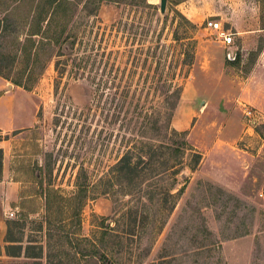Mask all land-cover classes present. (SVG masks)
Wrapping results in <instances>:
<instances>
[{"label":"rangeland","instance_id":"374dc122","mask_svg":"<svg viewBox=\"0 0 264 264\" xmlns=\"http://www.w3.org/2000/svg\"><path fill=\"white\" fill-rule=\"evenodd\" d=\"M146 3L144 14L103 4L99 20L105 26L121 18L141 22L153 35L160 32L163 45L171 43L180 15L195 25L186 36L178 31L197 47L172 127L185 133L199 164L191 169L188 152L173 188L168 177L119 182L108 168L123 133L95 111L91 118V83L69 76L55 82L52 65L29 91L0 77L7 85L1 104L15 123L11 131L0 129V149L18 185L3 219L0 264H264V72H255L264 67L256 66L264 0H167L164 15L159 0ZM209 21L231 34L229 48ZM185 42L168 50L179 54ZM227 52L238 56L232 65ZM247 109L257 120L245 117ZM1 164L0 179L3 157ZM77 181L88 185L82 230L77 236L69 226L66 238L41 193L51 187L69 196ZM160 190L174 195L166 206L158 201ZM91 241L105 260L91 261Z\"/></svg>","mask_w":264,"mask_h":264},{"label":"trees","instance_id":"16d2710c","mask_svg":"<svg viewBox=\"0 0 264 264\" xmlns=\"http://www.w3.org/2000/svg\"><path fill=\"white\" fill-rule=\"evenodd\" d=\"M106 3L133 8L138 14L149 9L146 0H0V77L29 91L52 65L55 82L65 76L87 80L92 86L91 118L95 111L103 123L123 133L117 158L108 168L111 178L132 185L141 176L168 177L173 188L186 154L193 158L191 169L201 160L185 133L172 127L197 47L196 39L181 38L178 31L186 36L196 27L180 15L171 43L163 45L160 32L153 35L141 22L130 25L121 18L103 25L99 10ZM153 17L152 22L159 19ZM182 40H186L180 44L183 50L171 54L168 49ZM144 41L151 45L144 46ZM237 60L238 56L228 61L232 65ZM2 157L0 149V176ZM85 182L77 181L69 196L51 187L41 193L46 212L54 214L66 238L69 226L75 227L72 234H81ZM158 196L166 206L174 195L160 190ZM92 242L91 261L105 260Z\"/></svg>","mask_w":264,"mask_h":264},{"label":"crops","instance_id":"0c3cea01","mask_svg":"<svg viewBox=\"0 0 264 264\" xmlns=\"http://www.w3.org/2000/svg\"><path fill=\"white\" fill-rule=\"evenodd\" d=\"M237 36V35H236ZM241 36V35H238ZM229 46V45H228ZM227 45L225 47H228ZM229 48V47H228ZM232 52V49L231 51ZM226 53L227 55H230L232 53ZM221 56V53L217 54V57ZM262 58V60H261ZM259 62L263 64L264 62V45L259 51V58L257 60V67L259 66ZM256 73L264 72V67L259 68L255 70ZM264 79V76H263ZM7 85L3 82V80L0 78V91H2ZM245 93V91H244ZM243 94V93H242ZM6 95L0 96V129L2 131H11L15 126V123L13 122V119L10 116V111L5 106H3L1 103L3 102ZM247 97V96H246ZM250 101H254L251 97H249ZM6 154L3 153V178L0 179V243L4 239L5 231H6V225L3 222V219L5 217L6 209L9 208V204L12 203V201H15L17 197V191H18V185L17 182H14L11 178L9 172L6 170Z\"/></svg>","mask_w":264,"mask_h":264},{"label":"built area","instance_id":"2783aa9c","mask_svg":"<svg viewBox=\"0 0 264 264\" xmlns=\"http://www.w3.org/2000/svg\"><path fill=\"white\" fill-rule=\"evenodd\" d=\"M207 26L212 29V30H215V31H219V37L222 38V41L225 45H229L231 44L232 42V38H231V34L227 33V32H224V31H221V28H220V24L217 23V22H214V21H209L207 22ZM244 115L246 118L250 119V120H257L258 118V114L251 110V109H247L245 112H244ZM255 121H253L254 123ZM10 217L13 216V213H10L9 214Z\"/></svg>","mask_w":264,"mask_h":264},{"label":"water","instance_id":"95a60500","mask_svg":"<svg viewBox=\"0 0 264 264\" xmlns=\"http://www.w3.org/2000/svg\"><path fill=\"white\" fill-rule=\"evenodd\" d=\"M160 3H159V13L160 15H164L165 14V10H166V3H167V0H159ZM227 59L228 60H233L234 57H231L230 55H227Z\"/></svg>","mask_w":264,"mask_h":264}]
</instances>
